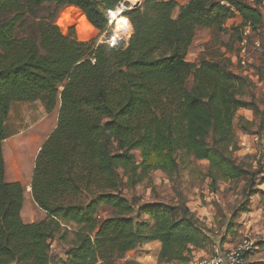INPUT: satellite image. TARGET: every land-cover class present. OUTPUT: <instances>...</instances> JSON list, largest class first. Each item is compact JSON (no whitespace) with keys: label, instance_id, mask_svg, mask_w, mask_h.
Segmentation results:
<instances>
[{"label":"trees","instance_id":"1","mask_svg":"<svg viewBox=\"0 0 264 264\" xmlns=\"http://www.w3.org/2000/svg\"><path fill=\"white\" fill-rule=\"evenodd\" d=\"M261 1L142 0L118 17L131 27L129 39L109 45L56 19L78 14L102 33L122 0H0V264H115L150 241L160 244L159 261H170L204 244L184 203L144 205L153 222H137L119 189L123 176L132 186L149 170L175 169L177 154L206 160L212 181L241 176L232 128L236 112L251 106L246 78L227 58L185 57L198 28L220 30L238 16L242 38L245 27L263 26ZM36 100L47 112L57 107V118L29 185L45 217L24 222L23 186L5 179L4 127L11 103ZM101 206L115 216L99 223ZM69 223L74 242L54 259L50 245Z\"/></svg>","mask_w":264,"mask_h":264},{"label":"rangeland","instance_id":"2","mask_svg":"<svg viewBox=\"0 0 264 264\" xmlns=\"http://www.w3.org/2000/svg\"><path fill=\"white\" fill-rule=\"evenodd\" d=\"M141 1L122 0L118 7L123 5L127 10L128 7H135ZM182 2L186 0L180 3ZM257 7L264 17V0L258 3ZM176 13L177 9L172 12V16H176ZM62 22H65L64 27L74 24L77 35L84 39L96 37L98 43H109L112 37L115 41L122 39L126 42L131 35L130 26H127V31L124 29L122 31L117 29L115 21L111 23L110 20L109 28L102 33L89 29L83 17L78 14L66 19L59 13L56 23L60 25ZM238 22L239 20L233 17L226 20L220 30L196 29L185 58L190 62H197L201 56L210 59L227 58L230 69L246 78L243 98L250 102L251 106L236 112L232 128L238 149L231 153V159L242 167L241 176L230 180L212 181L207 176L206 160L194 161L189 157L182 158L181 154L176 156L175 169L149 170L145 175L137 177V182L132 186L127 184V176H123L124 185L119 190L134 208V212L130 215L134 221H146L149 224L153 222L142 213L141 208L144 205L162 203L177 206L184 203L190 215L208 237L201 247L185 246L180 250V257L170 261H159V242L141 243L126 252L115 264H124L125 261L138 264H208L217 253L236 247L242 240H250L255 244L254 248L245 253L244 264H264V25L251 30L245 46L247 54L244 64L241 65L239 62L241 34L238 27L235 29ZM254 41L259 43V48L254 47ZM190 84L191 78L187 80V85ZM56 118L57 107L47 112L40 100L13 102L10 105L4 127L7 137L3 141V149L23 135L40 133L42 123L48 122V126L41 131L38 140L28 153L29 161L25 173L29 181L25 182V185L22 184L25 186H23L24 210L21 214L24 222L31 214L35 221L45 217V213L34 205L27 189L30 188L36 154L55 127ZM134 153L135 162L138 164L141 161L140 152ZM28 199L32 202L31 207ZM113 216L115 213L109 206H101L96 213L99 223ZM75 231V225L69 223L55 235L51 243V255L56 254L54 259L62 256L63 250L73 244Z\"/></svg>","mask_w":264,"mask_h":264},{"label":"bare ground","instance_id":"3","mask_svg":"<svg viewBox=\"0 0 264 264\" xmlns=\"http://www.w3.org/2000/svg\"><path fill=\"white\" fill-rule=\"evenodd\" d=\"M125 8H127V7L126 6L123 7V5H122L121 7H118L113 11H109L110 22L113 23L115 21L117 29H122V31H123V29L125 31H127L128 28H127L126 22L124 20L118 18V17L124 12ZM131 8H133V7H128V9H131ZM114 40H115V38H114ZM47 126H48V122L42 123L41 128L39 129L40 133ZM40 133L37 132L35 135H31V134H27L25 136L23 135V137L21 136L20 138L16 139L13 142V144H11L7 147L6 146L4 147V149L6 151L4 153V156L8 160V165H9L10 169H13V170L15 169V171H16L15 167H17V166H16V164H14V158H16V162L20 163L21 168L25 169V167L29 161L28 160V155H29L28 153L30 152L31 147H33L34 144L36 143V141L38 140V136ZM11 151H12V153H11ZM32 160H33V158H32ZM29 192H30V188L28 187L27 193H29Z\"/></svg>","mask_w":264,"mask_h":264},{"label":"built area","instance_id":"4","mask_svg":"<svg viewBox=\"0 0 264 264\" xmlns=\"http://www.w3.org/2000/svg\"><path fill=\"white\" fill-rule=\"evenodd\" d=\"M223 3V2H222ZM107 16L110 20L109 11L107 12ZM110 23V22H109ZM251 32L249 27H245L241 30L242 38L240 41V49H239V62L241 65L244 64V59L246 57L247 51V38ZM115 43L114 37L111 38L109 45H113ZM255 48H259V43L257 41L253 42ZM256 139V137H255ZM244 143H242L243 145ZM255 247L254 242L250 240H242L236 247L227 249L223 253H217L213 256L209 261L208 264H244V256L248 250H251ZM52 248V245H50Z\"/></svg>","mask_w":264,"mask_h":264},{"label":"crops","instance_id":"5","mask_svg":"<svg viewBox=\"0 0 264 264\" xmlns=\"http://www.w3.org/2000/svg\"><path fill=\"white\" fill-rule=\"evenodd\" d=\"M235 19H238L239 20V17L238 16H235ZM5 152L6 151H4V149H3V156H4V153ZM11 153H12V151H11ZM4 162H5V179H6V181H8V182L18 181L21 184H25V182H28L29 181V179L27 180L28 177H27V175L25 173L26 172L25 169H22L20 163L16 162V158H14V164H16V166H17V167H15L16 168V171H15V169L14 170L13 169H10V167L8 165V160L6 159L5 156H4ZM29 200L30 199H28V201ZM29 203H30V207H31V203H32L31 200H30ZM34 205H35V203H34ZM23 210H24V201H23V207H22V210H21V214H22ZM31 215H33V214H31ZM31 215H30V217L28 216V219L26 218V222H34L35 221Z\"/></svg>","mask_w":264,"mask_h":264},{"label":"water","instance_id":"6","mask_svg":"<svg viewBox=\"0 0 264 264\" xmlns=\"http://www.w3.org/2000/svg\"><path fill=\"white\" fill-rule=\"evenodd\" d=\"M178 2H181L182 0H177Z\"/></svg>","mask_w":264,"mask_h":264}]
</instances>
